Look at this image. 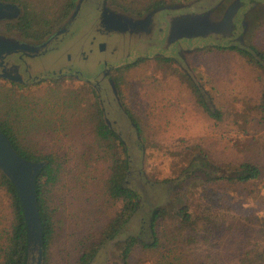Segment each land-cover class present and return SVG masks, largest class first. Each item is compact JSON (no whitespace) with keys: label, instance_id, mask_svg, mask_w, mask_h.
Wrapping results in <instances>:
<instances>
[{"label":"rangeland","instance_id":"rangeland-1","mask_svg":"<svg viewBox=\"0 0 264 264\" xmlns=\"http://www.w3.org/2000/svg\"><path fill=\"white\" fill-rule=\"evenodd\" d=\"M66 1L21 0L15 4L22 13L24 6H29L53 18ZM158 1L164 6L159 11L180 7L190 11L173 17L167 38L160 45L150 46V32L140 30L138 25L152 19V14L143 17L142 12ZM108 12L110 16L106 15ZM206 12L209 14L205 17L200 15ZM104 14L108 19L101 21V27L106 29L96 33L97 23L88 24L70 46L60 45L57 61L40 59L41 68L33 73V78L41 75L39 82L19 85L0 76V120L9 119L17 131L20 127L23 131L31 129L20 135L21 142L56 153L65 164L51 204L55 210V233L40 264H81L83 253L98 244L101 246L91 264H121L120 250L127 239H153L150 218L155 208L173 212L193 207L194 195L208 188L213 194L218 189L228 191V208L240 212L239 200L249 199L246 206H260L257 200L264 194V177L256 186L206 182L208 174H217L216 169L224 162L250 157L264 165V124L259 122L257 110L264 98V71L234 52L213 48L216 44H232L241 36L246 46L254 45L264 51V0H106ZM238 14L244 17L241 29L233 34ZM72 15L73 12L54 28L53 38L63 28L66 31L60 25L69 22ZM15 20L0 21V35L39 45L6 31L5 24ZM224 21L233 23V27L225 29ZM173 28L175 36L171 35ZM212 28L222 32L204 35ZM95 38V44L104 45L105 50L91 48ZM183 38L189 43L170 45ZM69 55L75 59L87 57L84 62L91 64L103 59L117 67L112 74L118 83L111 78L110 86L102 90L104 102L92 84L59 77L61 70L65 72ZM200 94L221 118L211 117L201 105ZM107 97L115 108L111 105L102 117L112 122L124 144L119 139L115 142L119 152L129 153L126 185L138 192L140 205L117 238L102 243L103 232L122 206L107 190L112 163L103 157L102 142L95 129L94 114L101 106H110ZM118 103L123 110H117ZM19 106L22 109L17 115L13 107ZM252 137L255 146L246 148L244 145ZM238 195L242 196L239 200ZM9 209L2 191L0 233L9 229ZM172 223L167 219L164 229L172 230ZM158 255L157 250L135 249L130 264H158ZM28 264H39L37 249H32Z\"/></svg>","mask_w":264,"mask_h":264},{"label":"trees","instance_id":"trees-1","mask_svg":"<svg viewBox=\"0 0 264 264\" xmlns=\"http://www.w3.org/2000/svg\"><path fill=\"white\" fill-rule=\"evenodd\" d=\"M76 3L77 0H67L53 18H47L29 6H24L23 13L17 20L7 22L4 27L7 32H14L23 39L39 41L51 35L54 28L72 13ZM154 5L159 7L162 2L150 5L147 10L152 9ZM213 48L234 52L264 71V51L254 45L245 48L240 42H234L216 44ZM199 97L201 105L211 117L221 118L220 114L209 108L202 94ZM19 107L18 109L13 107V112L17 115L22 109ZM98 110L94 114L97 139L102 142L103 157L106 159L107 156V160L112 163L108 169L107 190L111 198L122 203L121 209L103 232L102 243H105L114 241L139 210L140 196L135 189L126 185L130 170L129 153L119 152V146L115 145L119 139L118 135L103 119L101 109ZM257 110L259 122L264 124V98L259 101ZM21 129L22 127L17 131L9 119L0 120V132L8 137L22 158L44 162V166L36 175L35 185L45 259L48 245L55 233L53 222L55 210L51 205L55 195L54 189L62 179L65 164L56 153H46L37 147L26 146L21 142L20 135L23 132L30 133L31 129L25 128L24 131ZM255 142L254 137L249 138L244 146L246 148L255 146ZM120 143L124 146L121 140ZM216 170L217 174H208L206 182L256 186L264 177L263 162L257 158L224 162L222 167ZM2 191L7 196L11 221L9 229L0 233V264H28L33 248L30 245L24 209L17 187L0 169V194ZM252 191L253 188H250V193H253ZM238 197V200L242 198L241 195ZM248 200H239L240 212L231 210L228 208L230 202L228 191L218 189L216 194H213L207 188V191L204 189L200 195H194L193 207L185 206L173 212L165 208L153 209L150 218L153 239L149 242L143 241L139 236L127 239L120 250L121 264H130V257L135 249L159 251L158 264H264V194L257 200L261 203L260 206L255 204L252 207L246 206ZM218 205H221V208ZM167 219L173 222L170 231L163 227ZM100 246L101 244H98L83 253L80 258L81 264H91Z\"/></svg>","mask_w":264,"mask_h":264},{"label":"flooded vegetation","instance_id":"flooded-vegetation-1","mask_svg":"<svg viewBox=\"0 0 264 264\" xmlns=\"http://www.w3.org/2000/svg\"><path fill=\"white\" fill-rule=\"evenodd\" d=\"M106 0H77L76 6L73 13L77 10L78 11L75 17H72L69 22H65L63 25H60V27H66L65 33L62 35L55 36L53 38V32L49 37H46L45 39L39 40V41H33L35 44H41L43 42H47V46L43 48L41 51L37 53H23V52H15L10 55H6L4 58L0 59V76H4L7 80H9L13 84H19V85H26L29 84L30 81L39 82L42 80L41 75H37L36 78H33V73L35 72V69L41 68L39 66L40 59L42 58H51L54 59L53 61H57V57L61 51L60 45L64 46H70L72 40L81 34V32L87 27L88 24H95L97 23V27L95 32L102 31L103 29H106L104 27H101V21L103 22L104 19H108V16H110V13L104 14V3ZM250 3V0H248ZM260 1V0H256ZM256 4V3H255ZM254 4V5H255ZM253 5V6H254ZM251 6V7H253ZM161 7H153L152 9H149L147 11H144L142 16L145 17L148 14H152L153 17L148 22H142L140 25H138L140 30H143L144 32H150L147 34V36L150 38L149 44L150 46H154V43L156 45H160V43L167 38V29L168 25L170 23V20L179 15L183 12L190 11L188 8H179V9H163L161 11H158L156 13H152L155 9L163 8ZM145 15V16H144ZM244 15L238 14L237 21H236V28L233 30V34H236L241 27L239 25H242V18ZM139 18V17H138ZM67 19V18H66ZM116 20V19H115ZM113 20V21H115ZM109 21V20H108ZM115 25V23H114ZM137 28V29H138ZM244 27L242 26V29ZM113 31H121L119 29H113L110 27ZM135 29V30H137ZM130 31V30H129ZM243 33V30H242ZM222 37V35L217 36ZM241 37V36H240ZM234 39V42H240L245 48H248V46L245 45L243 42V39L241 38ZM53 38V39H52ZM136 39H140L139 37H136ZM51 40V41H50ZM222 40V39H220ZM224 40V39H223ZM96 38L91 43V48H96L100 50H105L104 45L95 44ZM181 42L183 43H189L188 40L185 38L181 39L180 41L170 44L172 46H178L181 45ZM87 48V47H85ZM184 51L185 49L182 48ZM88 51L86 54H88ZM186 52V51H185ZM57 56V57H56ZM109 57H114V55L111 53ZM67 62L64 65L65 72L61 70L59 77H70L71 79H76L78 81H85L87 84H92L93 88L97 90V94L101 95V102L105 101V95L102 94L103 89H107L108 86H110V83L112 82L111 78H114L115 83H118L117 78L112 74L113 68H117L114 64L111 65L107 60V63H105L102 59V61L97 60L95 61V64H91L89 61L86 63L84 62L87 57H84V59H75L72 56H68ZM116 60V59H114ZM109 96L111 95L110 91L108 92ZM111 97V96H110ZM109 100L110 106H101V112L103 115H106L107 108H111V105L115 108L113 100L107 97ZM115 99V98H113ZM124 108L120 106L118 103L117 110H123ZM105 121L110 126L111 129L112 122L105 117Z\"/></svg>","mask_w":264,"mask_h":264},{"label":"water","instance_id":"water-1","mask_svg":"<svg viewBox=\"0 0 264 264\" xmlns=\"http://www.w3.org/2000/svg\"><path fill=\"white\" fill-rule=\"evenodd\" d=\"M78 7L79 6H77V10L73 13L72 17L76 16ZM157 11L159 10L155 9L152 13ZM21 14L22 10L20 6L15 3L4 2L0 0V21L16 19ZM206 14L209 13L206 12L200 15L205 17ZM118 15L119 14L116 16ZM224 24L225 29L233 27V23L231 22L224 21ZM111 26L114 27L115 25L111 23ZM64 31L65 28L57 32V34ZM207 32L208 33L204 35L208 36L212 33H218L222 31L220 29L212 28V30ZM171 35L175 36V28L172 29ZM46 46L47 42L41 43L40 45H30L26 42L16 41L4 35H0V59L15 52L37 53ZM43 166L44 162L30 161L22 158L13 148L8 137L4 133L0 132V169L17 187L29 228L30 245L33 249L38 250L39 264L42 260L44 249L41 219L37 208L35 178Z\"/></svg>","mask_w":264,"mask_h":264}]
</instances>
